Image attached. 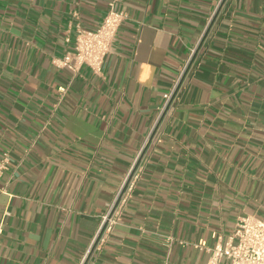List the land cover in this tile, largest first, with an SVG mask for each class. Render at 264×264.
Wrapping results in <instances>:
<instances>
[{
    "label": "crops",
    "instance_id": "obj_1",
    "mask_svg": "<svg viewBox=\"0 0 264 264\" xmlns=\"http://www.w3.org/2000/svg\"><path fill=\"white\" fill-rule=\"evenodd\" d=\"M107 3L0 0V264H206L264 219V0H123L100 75L54 64Z\"/></svg>",
    "mask_w": 264,
    "mask_h": 264
},
{
    "label": "built area",
    "instance_id": "obj_2",
    "mask_svg": "<svg viewBox=\"0 0 264 264\" xmlns=\"http://www.w3.org/2000/svg\"><path fill=\"white\" fill-rule=\"evenodd\" d=\"M123 0H108L106 12L100 24L94 29H84L77 27L73 48L63 53L61 57L55 59L54 64L58 67H67L76 73L82 65L87 66L96 75H100L105 57L112 49V43L126 12L118 5ZM66 40H68L66 38ZM186 66V65H185ZM182 69L177 82L185 71ZM176 85L171 92L163 95L167 104ZM66 86H59L57 91L60 96L66 92ZM8 159L4 155L0 159V177L6 169ZM132 176V174H131ZM130 176V177H131ZM136 177V175H134ZM126 181V185L129 183ZM131 184V183H130ZM118 195L107 215L104 216L100 230L110 229L116 217L113 211L119 202ZM101 233L95 237L94 241H101ZM210 255L206 264H264V219L252 214L241 216L235 223L231 235L224 243H216L213 247L207 248Z\"/></svg>",
    "mask_w": 264,
    "mask_h": 264
}]
</instances>
